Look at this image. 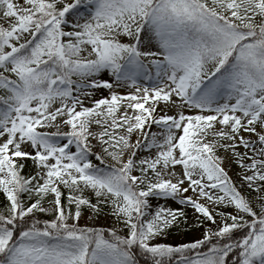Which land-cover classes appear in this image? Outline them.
<instances>
[{
	"label": "snow or ice",
	"instance_id": "snow-or-ice-1",
	"mask_svg": "<svg viewBox=\"0 0 264 264\" xmlns=\"http://www.w3.org/2000/svg\"><path fill=\"white\" fill-rule=\"evenodd\" d=\"M0 264H264V0H0Z\"/></svg>",
	"mask_w": 264,
	"mask_h": 264
},
{
	"label": "rangeland",
	"instance_id": "rangeland-1",
	"mask_svg": "<svg viewBox=\"0 0 264 264\" xmlns=\"http://www.w3.org/2000/svg\"><path fill=\"white\" fill-rule=\"evenodd\" d=\"M230 175H231V173H230ZM85 220H86V216H85ZM85 220H81V222H80L81 225H83L85 223ZM173 235H175V233ZM162 242H164V241H162ZM166 242L167 243H178L179 241H177V240H168Z\"/></svg>",
	"mask_w": 264,
	"mask_h": 264
}]
</instances>
